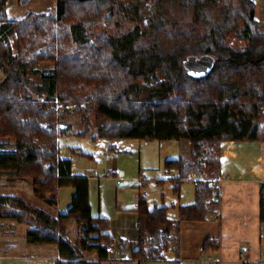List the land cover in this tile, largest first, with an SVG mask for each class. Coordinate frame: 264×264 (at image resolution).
<instances>
[{
	"label": "trees",
	"instance_id": "obj_1",
	"mask_svg": "<svg viewBox=\"0 0 264 264\" xmlns=\"http://www.w3.org/2000/svg\"><path fill=\"white\" fill-rule=\"evenodd\" d=\"M58 2L57 13L13 19L0 0V140H15L12 150L0 141V172L31 180L51 207L60 188L75 194L58 216L17 194H0V216L34 219L38 228L28 230V242L56 245L59 264H102L113 249L109 219L93 215L89 177L73 174L71 159L59 154L66 116L82 114L83 134L93 128L112 140L189 141L190 159L166 161L178 171L171 177L177 193L194 172L198 181L211 179L221 170L222 141L264 142V19L256 17L254 0ZM173 5L179 14L171 19ZM233 36L242 45L232 44ZM203 55L213 58L212 70L194 77L185 63ZM38 62L56 63L40 82L32 78ZM215 192L209 180L199 184L195 202L180 205L176 217L167 205L149 208L141 199L133 258L142 264L163 259L172 246L178 252L181 222L206 219ZM260 213L264 222V184ZM73 223L75 242L68 236ZM85 251L95 258H84Z\"/></svg>",
	"mask_w": 264,
	"mask_h": 264
},
{
	"label": "rangeland",
	"instance_id": "obj_2",
	"mask_svg": "<svg viewBox=\"0 0 264 264\" xmlns=\"http://www.w3.org/2000/svg\"><path fill=\"white\" fill-rule=\"evenodd\" d=\"M255 2L259 6L258 17L262 20L264 0H255ZM58 9V0H7L8 15L13 19L22 18L31 11H50L55 13ZM168 9L170 10L168 15L171 19L178 16L179 11L176 5L168 6ZM234 42L236 45H238V43L242 45L241 40L236 36L231 38V43L234 44ZM55 66L56 63L53 62H38L35 67L38 69L39 73L33 74L32 78L36 82H40L42 73L50 71ZM2 77L3 72L0 69V79ZM71 105L73 106V104ZM67 116L65 123L69 124L70 127L67 132L64 130L62 135L58 138L59 154L64 158L71 159L73 174L91 175L89 186L90 202L93 213L96 214L102 207L103 214L105 215L104 217L109 219V233L113 242V253L111 256H118L120 261L127 263V261L124 260L125 254L128 252L132 253L133 248L138 245L139 241V231L137 228L139 216L137 208L131 209L130 206L132 204H137V201L141 199H146L149 208H153L156 205H167L169 216L175 217V215L177 216L178 214L180 204H184L187 200V195L194 193L195 186L191 177L182 184L179 193L175 192L173 180L168 179L170 176L167 172L168 169L166 168L165 161L168 158L173 159L181 156L186 158L187 143H189V147L191 144L189 141L184 140H112L100 137L97 130L93 128L91 129L92 131L90 130L87 134H83V127L79 123L83 115L75 113L71 117ZM91 117V119L94 120V117ZM0 141L7 147V150H10L15 142L14 139H4ZM225 141L228 140L222 141L220 145L221 155L223 143ZM190 158L189 155L187 159ZM108 170L120 172L123 178L121 184L117 186L114 181L105 176V172ZM4 173L5 172H0V193L9 192L13 187L18 191L16 193L17 195L36 205L39 204L38 206L43 208V210L55 214V206H48L34 194L31 180L20 179L15 173H7L9 177H11V175L16 176V178H13L12 182V177L9 181ZM177 173L178 171L176 170L171 174L176 175ZM193 174H196L198 178L201 177V175L196 172ZM213 177L207 179L203 176L200 184L202 185L206 180H209L210 185H213ZM73 190L74 188L72 187L66 188L62 190L61 195H59V207L61 206L62 213L66 212L72 205L73 196L70 195L68 198L66 193L67 191ZM28 220L38 225L34 219L29 218ZM29 224L32 226V223ZM4 227L8 228V225H0V237H9V233L7 230L3 229ZM122 231L126 235H119ZM11 233H13V231H11ZM14 233L17 235V239H11L9 244L17 243L18 245H26L24 239L21 238L23 232L21 233L18 230ZM77 233L78 227L76 223L71 224L68 236L73 242L77 239ZM125 240H127V242ZM125 243L128 245L126 248H124ZM168 249H166L167 252ZM83 256L86 259L95 258V254L88 251H85ZM113 256L104 264H115V261H112ZM165 257L166 256H163V258Z\"/></svg>",
	"mask_w": 264,
	"mask_h": 264
},
{
	"label": "crops",
	"instance_id": "obj_3",
	"mask_svg": "<svg viewBox=\"0 0 264 264\" xmlns=\"http://www.w3.org/2000/svg\"><path fill=\"white\" fill-rule=\"evenodd\" d=\"M258 8L259 6L257 5L256 17L260 19L258 17ZM2 149L7 150V147L3 145ZM12 149L13 147L10 148V150ZM189 155L190 147L189 143H187L186 158ZM167 160L170 159L168 158L165 161ZM219 173L223 176V181L215 192V194L219 195V199H215V194L211 197L212 205L206 219L201 221H182L178 233V252L172 246L168 249L165 258L159 261H144L142 264H198V259L202 255L206 258L211 257L213 260L220 256L221 264H264V222L261 220L260 213L261 191L264 184V142L225 141L223 143L221 170ZM4 175L9 181L12 177V182L13 178H16L14 175L9 177L7 173H4ZM88 177L90 179L91 175ZM171 177L168 179H171ZM198 185L199 183L194 182V193L187 195V200L180 205H188L195 202ZM66 188L70 187H63L58 191L57 204L54 207L56 216L62 213L61 206L59 207V195ZM17 192L12 187L11 191L1 192L0 194L14 195ZM74 194L75 189L66 193L68 198L70 195L74 196ZM139 202L132 204L130 208H138ZM103 213L101 207L100 211L96 214L93 213V215L105 216ZM29 223H32V226ZM0 225H8V228L4 227L3 229L9 233V237H0V264H51L50 258L59 254L58 247L54 244L28 242V230L38 228V225L33 224L31 220L19 222L13 218L0 216ZM18 230L21 233L23 232L21 238L24 239L26 245L9 244L11 239H17V235L14 232ZM119 235L124 236L126 234L122 231ZM125 241L127 242V240ZM208 241L209 247L202 252L201 248ZM127 246L126 244L124 248ZM137 247L138 245L133 248V251ZM129 253L124 256V260L127 263H123V261L118 259V256L113 255L112 261H115V264H141L133 258L132 253ZM111 254L108 260L112 257ZM106 261H103V264Z\"/></svg>",
	"mask_w": 264,
	"mask_h": 264
},
{
	"label": "built area",
	"instance_id": "obj_4",
	"mask_svg": "<svg viewBox=\"0 0 264 264\" xmlns=\"http://www.w3.org/2000/svg\"><path fill=\"white\" fill-rule=\"evenodd\" d=\"M64 108H65V105H64V104H62V103H60V102L57 103V109H58V111H62V110H64ZM68 109H69V110H72V109H73V106H72L71 104L68 105ZM175 171H176L175 169H168L167 172H168L169 176L171 177V175H172L171 173H172V172L174 173ZM105 176L108 177L109 179H111L112 181H114V183H115L117 186H118L119 184H121V182H122V180H123L122 175L120 174L119 171L108 170V171L105 172ZM191 179H192L194 182H196V183H199V184L201 183L200 181H198L199 178L197 177L196 174H193V175L191 176ZM212 181H213V185H214L216 188H219V185H221V183H222V181H223V176H222V174H220V173L216 174V175L213 177ZM214 197H215L216 200L219 199V195H218V194H215ZM108 251L111 253V252H112V249L109 248ZM201 251H202V252L205 251L203 247L201 248ZM162 255H163V256H166V255H167V250H166V249H164V250L162 251ZM61 260H62V256H61L60 254H58V255H56V256L50 258V262H51V264H59ZM213 262L216 263V264H221V262H222V261H221V257L218 256V257H216V258L213 260L211 257L206 258L204 255H202V256L198 259V264H209V263H213ZM191 264H192V263H191Z\"/></svg>",
	"mask_w": 264,
	"mask_h": 264
},
{
	"label": "water",
	"instance_id": "obj_5",
	"mask_svg": "<svg viewBox=\"0 0 264 264\" xmlns=\"http://www.w3.org/2000/svg\"><path fill=\"white\" fill-rule=\"evenodd\" d=\"M214 64L211 56H191L187 59L185 66L194 77H203L210 73Z\"/></svg>",
	"mask_w": 264,
	"mask_h": 264
}]
</instances>
